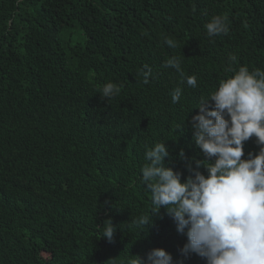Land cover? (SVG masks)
Here are the masks:
<instances>
[{"label": "trees", "instance_id": "obj_1", "mask_svg": "<svg viewBox=\"0 0 264 264\" xmlns=\"http://www.w3.org/2000/svg\"><path fill=\"white\" fill-rule=\"evenodd\" d=\"M215 15L227 36L206 35ZM182 55L195 89L163 66ZM240 66L264 70V0H0V264H128L155 248L175 264L186 238L163 208L146 230L132 224L151 213L145 150L165 142V163L189 175L204 159L195 108ZM109 82L121 92L104 99ZM258 151L245 142V158ZM109 219L112 243L100 237Z\"/></svg>", "mask_w": 264, "mask_h": 264}, {"label": "clouds", "instance_id": "obj_2", "mask_svg": "<svg viewBox=\"0 0 264 264\" xmlns=\"http://www.w3.org/2000/svg\"><path fill=\"white\" fill-rule=\"evenodd\" d=\"M204 27L210 38L229 34L226 15L213 16ZM163 43L169 48L178 46L170 37ZM184 58L171 56L163 66L179 74L180 84L195 89L197 77L186 75ZM229 60L235 64L236 55H230ZM227 71L233 75L220 81L209 98L201 99L195 108L198 114L189 121L192 140L204 157L195 161V167L193 161H187L189 175L184 177L165 163L169 157L165 142L145 150L140 182L151 194V213L132 224L146 230L163 208L176 233L186 238L178 250L181 259L175 264H185L193 254L205 264H264V70L250 72L247 66H240ZM140 75L142 83L149 84L154 78L152 67L144 64ZM121 88L111 82L105 84L102 98L118 96ZM182 92L180 86L170 92L173 104L180 101ZM253 137L259 151L249 152L245 158L244 144ZM178 155L187 160L183 150ZM105 222L100 237L112 243L117 229L111 219ZM128 264L174 261L166 250L155 248L144 258L134 256Z\"/></svg>", "mask_w": 264, "mask_h": 264}]
</instances>
